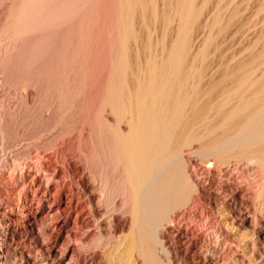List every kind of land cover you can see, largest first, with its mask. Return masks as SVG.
<instances>
[{"label": "bare ground", "instance_id": "obj_1", "mask_svg": "<svg viewBox=\"0 0 264 264\" xmlns=\"http://www.w3.org/2000/svg\"><path fill=\"white\" fill-rule=\"evenodd\" d=\"M250 2L262 26L220 62V42ZM0 7V264H16L19 250L21 264H220L222 253L238 262L240 248L255 260L264 0ZM33 152L37 163L21 166Z\"/></svg>", "mask_w": 264, "mask_h": 264}, {"label": "rangeland", "instance_id": "obj_2", "mask_svg": "<svg viewBox=\"0 0 264 264\" xmlns=\"http://www.w3.org/2000/svg\"><path fill=\"white\" fill-rule=\"evenodd\" d=\"M253 7L256 8L257 7V4L254 3V2L253 3L250 2L248 9L242 11V14H241L242 16L240 15V19L236 22V25H233L234 27L232 26V28H230V30L232 29L231 30L232 32L229 30L228 31L229 34L228 33L226 34L228 36H225L221 40V42H220V49L218 51V54H219L218 59H219L220 62L221 61L222 62H225L232 55H237L243 49V47L246 46L250 42L251 39L252 40L254 39L255 34H256V31H258L261 28L262 22H261V20H259V19H261L260 16H259V19H258L256 17H253V15H252L253 10H254ZM0 9H1V7H0ZM241 22H242V24H241ZM257 23H258V25H257ZM238 29H239V31H238ZM6 43H7V41H3L2 43L0 42V54L1 55H2V53L4 51V49L7 50L6 49L7 48L6 46H8V45ZM223 56L224 57H228V58L225 59ZM1 75L2 74H0V87L3 85V82H2L3 76H1ZM3 97H4V94H3V92L1 91V88H0V103L3 100ZM12 98H13V92L11 90L10 91V95H9V100H11ZM50 134L51 133H47L48 136H50ZM68 140H70V142ZM61 141H63V139H60L58 142L60 143ZM64 141L67 142L66 145L69 148V152H70L69 154L72 153L73 156H75V155L77 156V154H76L77 153V150H75V146H74L75 143H74V140L71 139V136L70 135L64 136ZM71 141H73V143ZM0 145H1V137H0ZM52 148L53 149L50 148V150L48 151L49 152L48 155H52V156H54L55 154L57 155V153H58L57 152L58 151V147L57 146L56 147L53 146ZM12 153L13 152H9V154H8V163L10 165H14L16 163V161L12 157ZM0 156H1V146H0ZM33 156H34V152L32 153L31 158L30 157L29 158H23L20 161V165L21 166H24V165H27V164L29 165L31 163L36 164L37 162H33L32 161L33 160L32 159ZM21 163H23V165ZM222 180H225V178L224 179L221 178L220 181H222ZM238 180H239V182H240V180L241 181L244 180V183L241 182L242 185H248L249 184V182L247 180H246L247 183H245V179H241V178L236 177V181L237 182H238ZM0 185H1V183H0ZM250 201L252 202L253 205H257V200L253 199V196L250 199ZM250 215H252V213ZM263 215H264V213H263ZM74 216H75V213H74V215L72 217H74ZM44 223L46 224V215H45V212H42V214H40L38 216L37 226L39 225L38 227L40 229H42V228L44 229V227H45V224ZM11 227L13 229H15L14 228L15 227L14 225H12ZM211 232H212V228L206 229V234H210ZM210 237H212L214 239L213 240L212 238H210L211 241L209 242V244L211 246L219 245V243L217 244V242H215L216 239L213 237V235H210ZM249 239H250L249 236H247L246 238L243 239V242L242 243L243 244L248 243ZM213 242H215L216 244L213 243ZM232 244L233 243L228 239L225 242H223V244L221 242L220 247L223 249V252H227V249H230L232 247ZM19 252H20V250L18 251V254L19 255L18 254L15 255L16 256L15 259L17 260L16 264H21L22 261L24 260V257H22V255L20 256V253ZM219 253H222V252L219 251ZM238 253L240 255V258H239V261L238 262H235V261L233 262V260H231V258H230V255H227V253L226 254L225 253H222L223 256L224 255H226V256H224L225 261H223V260L220 261V264H234V263L235 264H264V254H263L264 253V242H261V244L258 245V253L259 254L255 258L254 261H248V256H247V254H245V251L243 250V248H240ZM24 254L26 255L25 252H23V256H24Z\"/></svg>", "mask_w": 264, "mask_h": 264}]
</instances>
